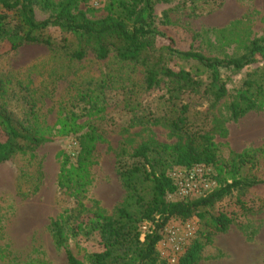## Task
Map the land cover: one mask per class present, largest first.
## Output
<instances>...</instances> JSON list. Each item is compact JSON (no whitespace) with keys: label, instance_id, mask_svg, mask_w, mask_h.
Returning <instances> with one entry per match:
<instances>
[{"label":"rangeland","instance_id":"obj_1","mask_svg":"<svg viewBox=\"0 0 264 264\" xmlns=\"http://www.w3.org/2000/svg\"><path fill=\"white\" fill-rule=\"evenodd\" d=\"M115 1L80 0L79 8L96 20L106 17ZM156 9L158 20L164 11H171L166 32L182 51L234 58L252 40L264 39V0H171ZM34 11L40 21L50 15L38 7ZM43 35L59 38L53 29ZM191 67L178 60V68H196ZM257 67L262 63L238 73L222 71L229 92L234 93ZM144 78L140 64L120 61L114 53L105 60L88 54L78 61L67 51L25 44L0 57V108L44 139L0 163V264H68L65 249L54 242L50 220L75 207L76 196L89 214L113 215L128 203L120 165L140 162L133 154L143 143L184 144V133L173 131L172 123L186 104L193 128L211 136L223 164L246 152L259 162L258 176L264 178V108L235 121L229 98L214 106L204 91L180 96L170 79L148 89ZM85 134L93 136L92 149L79 169L78 141ZM63 167L71 171L68 188L58 184ZM231 174L225 170L220 175L223 179ZM237 196L232 191L212 213L231 209ZM241 197L252 210L214 237L200 264H264V187H254ZM167 199L181 197L173 193ZM178 221L172 220L167 228ZM196 221L189 222L197 227ZM66 237L67 248L82 261L103 250L96 232L82 231L73 237L66 230ZM157 247L163 259L173 250L167 240Z\"/></svg>","mask_w":264,"mask_h":264},{"label":"trees","instance_id":"obj_2","mask_svg":"<svg viewBox=\"0 0 264 264\" xmlns=\"http://www.w3.org/2000/svg\"><path fill=\"white\" fill-rule=\"evenodd\" d=\"M79 1L0 0V57L25 44L67 51L78 61L88 54L105 60L114 53L118 60L134 62L145 69L144 82L148 89L156 87L162 79H170L180 96L204 91L214 106L229 98L232 120L264 108V39L252 40L239 57H208L197 51L177 49L167 35L171 11H164L158 20L156 7L168 5L171 0H116L109 5L108 15L96 20L79 8ZM35 7L49 12V17L37 20ZM47 29L58 31L59 38L43 35ZM159 40L167 44L158 45ZM178 60L192 64L191 69L196 67V70L178 68ZM259 63L263 67L249 73L241 86L230 93L221 72L238 73ZM204 75L206 79L202 78ZM192 118L190 106L186 104L173 119L172 129L184 133V144L143 143L133 154L140 162L120 165L119 177L130 201L113 215L85 213L76 196L75 207L50 220L54 242L65 249L68 264H168L157 247L164 229L172 220L193 219L197 220V227L176 264H200L214 237L226 232L239 216L252 210L250 202L241 196L254 187H264V178L258 176L259 162L244 152L229 164H223L211 136L194 129ZM92 141L91 134L83 135L78 141L82 147L77 158L79 169L90 154ZM43 142L41 136L21 126L6 109L0 108V163L18 151H27ZM197 164L211 166L215 187L197 197L167 199L176 193V185L169 176L171 171L177 166L190 168ZM225 170L232 174L222 179L220 174ZM69 172L66 167L62 168L60 187H69ZM232 191L238 192L234 206L212 213ZM66 230L73 237L82 231L96 232L103 250L94 252L87 261L80 260L67 248Z\"/></svg>","mask_w":264,"mask_h":264},{"label":"built area","instance_id":"obj_3","mask_svg":"<svg viewBox=\"0 0 264 264\" xmlns=\"http://www.w3.org/2000/svg\"><path fill=\"white\" fill-rule=\"evenodd\" d=\"M213 169L206 164H197L190 168L177 166L169 174L176 185V193L181 197H197L212 190L216 183L212 178ZM187 221H178L170 228H165L162 244L167 240L172 247V253L167 255L168 264H176L184 245L193 235L195 225ZM145 228V227H144ZM167 238V239H166Z\"/></svg>","mask_w":264,"mask_h":264}]
</instances>
